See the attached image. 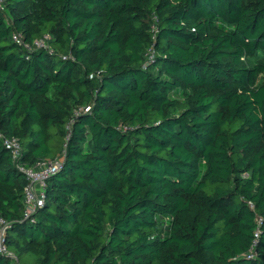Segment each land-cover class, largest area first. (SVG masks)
<instances>
[{
	"label": "trees",
	"instance_id": "16d2710c",
	"mask_svg": "<svg viewBox=\"0 0 264 264\" xmlns=\"http://www.w3.org/2000/svg\"><path fill=\"white\" fill-rule=\"evenodd\" d=\"M258 52L264 0H0V264H264Z\"/></svg>",
	"mask_w": 264,
	"mask_h": 264
},
{
	"label": "built area",
	"instance_id": "2783aa9c",
	"mask_svg": "<svg viewBox=\"0 0 264 264\" xmlns=\"http://www.w3.org/2000/svg\"><path fill=\"white\" fill-rule=\"evenodd\" d=\"M13 39L20 43L21 36L18 33L13 34ZM42 45V42H37ZM0 140L3 145L8 149L12 160L17 161L21 156V146L19 141L14 136L5 135L0 130ZM59 166V160L48 159L36 161L33 165L22 167V170L27 182L23 188V202H24V214L30 215L37 207L43 204L45 180L46 178L56 171ZM5 221L0 218V253L12 255L3 239ZM257 235V232L255 233Z\"/></svg>",
	"mask_w": 264,
	"mask_h": 264
},
{
	"label": "rangeland",
	"instance_id": "374dc122",
	"mask_svg": "<svg viewBox=\"0 0 264 264\" xmlns=\"http://www.w3.org/2000/svg\"><path fill=\"white\" fill-rule=\"evenodd\" d=\"M244 61L246 65L253 66L254 64L258 62H264V54L261 52H258L256 55L252 57L245 58ZM256 84L257 85L264 84V71L258 75Z\"/></svg>",
	"mask_w": 264,
	"mask_h": 264
}]
</instances>
